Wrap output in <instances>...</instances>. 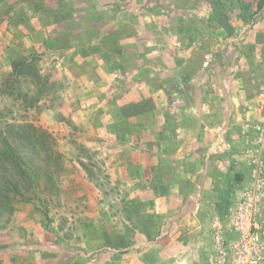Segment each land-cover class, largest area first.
<instances>
[{
  "label": "rangeland",
  "instance_id": "1",
  "mask_svg": "<svg viewBox=\"0 0 264 264\" xmlns=\"http://www.w3.org/2000/svg\"><path fill=\"white\" fill-rule=\"evenodd\" d=\"M238 1L239 10L231 3L226 8L213 7L209 15L200 10L199 19L193 23L197 31L188 29V24H192L188 16L164 9L160 31L164 43L155 50L160 62L142 65L146 80L142 82L156 89L167 102L166 121L180 120L181 133L194 126V135L204 139L197 149L201 157L216 156L222 192L231 189L232 179L241 175L242 170H249L251 156L264 157V136L257 142V126L264 130V123L258 121L262 113L256 109L264 100V77L260 81L247 75L264 74V38L258 39L253 27L254 23L263 24L264 0ZM206 24L213 30H205ZM122 33L131 39H141L131 28ZM206 34L214 36L212 57L207 56L210 51L203 45ZM190 43H196L197 60L189 55L194 49ZM244 46L246 50L241 48ZM134 50L141 49L132 47L131 53ZM152 50L149 47L148 53ZM230 52L236 56L227 80L233 103L222 114L218 104L206 103V98H215L211 75L220 64L213 59ZM243 55L250 56V63ZM28 56H33L34 68L42 78L40 84L30 73L10 78L11 63L17 57ZM46 57L32 51L17 53L10 46L6 56L0 58V135L30 167L19 170L7 157L0 139V251L14 247L0 255V264H52L68 257L66 249L85 253L77 254L74 264H120L129 252L136 254L159 239L161 246L171 250L192 246V227L188 222L176 226V231L169 226L166 235L164 225L156 223L154 208L147 204L155 197L148 187L156 177L146 174L148 170H144V175L142 168L118 170L117 145L86 141L91 138L85 136L90 134L88 128L69 125L71 120H66L59 109L61 96L54 87L57 81L54 66ZM243 76L244 83L237 86V79ZM9 79L11 82L7 84ZM52 118L58 123L46 125ZM189 119L194 122L190 124ZM172 121L165 129H155L162 136L156 142L144 137L137 144L148 146L156 155L165 154L168 165L159 168L166 170H171L175 163L172 138L176 132ZM39 130L51 138L39 136ZM14 132L21 134L24 141L13 139ZM208 136L211 141L205 142ZM165 177L170 180L171 176ZM171 183L170 180L168 184ZM211 191L217 193L218 187L213 184ZM200 199L201 190L195 188L188 204L194 202L198 210ZM166 201L169 213L176 216L177 212L172 213L177 208L172 198ZM151 210L153 213H148ZM207 215L211 222L215 217L212 205L204 216ZM209 228L212 241L214 230L211 225ZM141 232L147 237L140 238Z\"/></svg>",
  "mask_w": 264,
  "mask_h": 264
},
{
  "label": "crops",
  "instance_id": "2",
  "mask_svg": "<svg viewBox=\"0 0 264 264\" xmlns=\"http://www.w3.org/2000/svg\"><path fill=\"white\" fill-rule=\"evenodd\" d=\"M229 3L239 10L238 0H0V58L6 56L10 46L17 53H44L54 66L57 80L54 87L61 96L59 109L66 120H71L69 125L88 128L90 134L85 133V136L91 138L86 141L117 145L115 166L118 170L142 168V171L148 170L146 174L153 179L156 177L148 187L155 197L147 204L154 208L156 223L164 225L163 235L168 233L169 226L175 230L176 226L188 222L192 227V246L171 250L161 246L159 239L136 254L129 252L120 264H207V256L214 250L209 227L211 225L213 229L215 217L210 222V216L204 215L212 205L214 215L221 216L229 204L222 195L223 180L215 166L216 156L206 155L204 158L203 154L201 157L197 149L204 139L194 135V126L181 133L180 120L166 121L164 108L167 102L160 98L156 89L142 82L146 81L142 65L146 62L158 65L160 62L155 50L164 43L160 35L164 9L188 16L192 19L188 29L197 31L193 23L199 19L200 10L209 15L213 7L226 8ZM253 27L258 39L264 38V21L262 25L254 23ZM130 28L138 32L140 40L122 33ZM205 30L212 31L213 28L206 24ZM220 31H223L222 28ZM223 35L220 37L223 38ZM212 37L206 34L203 43L206 51H210L207 56L211 57L214 48ZM192 40H195V35ZM190 45L194 49L189 55L192 60H197L196 43ZM132 47L141 50L131 53ZM149 47L153 48L151 54L148 53ZM241 48L246 50L245 46ZM235 57L230 52L213 59L220 64L211 75L215 98H206V103L218 104L222 114L233 103L229 98L227 80ZM243 57L250 63L249 55ZM247 75L260 81L264 77L263 73L255 72ZM244 79V76L237 79L236 85L243 84ZM259 105L256 109L262 114L258 121L264 123V100ZM206 106L210 108L211 104ZM191 109L192 103L189 102ZM52 120L46 125L58 123L56 119ZM193 120L188 121L191 124ZM171 121L176 132L172 138V144H175L172 159L175 163L171 170H166V167L159 168L167 164L165 154L156 155L148 146L137 144L143 142L144 137L153 142L159 140L162 136L155 129H165ZM223 121L226 124L227 119ZM207 141L210 142L211 137H206ZM167 175L171 176V184L165 179ZM247 177L248 170H242L241 180ZM213 184L218 187L217 193L211 191ZM195 188L201 190L198 210L194 202L189 201L188 204ZM218 194L221 196L218 197ZM168 198H172L177 207L172 212H177L176 216L172 217L168 211ZM149 212L153 213L152 210ZM139 236L147 237L142 232ZM77 260L75 255L69 264Z\"/></svg>",
  "mask_w": 264,
  "mask_h": 264
},
{
  "label": "built area",
  "instance_id": "3",
  "mask_svg": "<svg viewBox=\"0 0 264 264\" xmlns=\"http://www.w3.org/2000/svg\"><path fill=\"white\" fill-rule=\"evenodd\" d=\"M257 130L261 142L264 130ZM230 193L225 213L215 216L207 264H264V157L251 156L247 179Z\"/></svg>",
  "mask_w": 264,
  "mask_h": 264
},
{
  "label": "trees",
  "instance_id": "4",
  "mask_svg": "<svg viewBox=\"0 0 264 264\" xmlns=\"http://www.w3.org/2000/svg\"><path fill=\"white\" fill-rule=\"evenodd\" d=\"M31 55H33V54H31ZM11 68H12L13 74L11 75L10 78H12V76L15 78H18L20 76L28 75L27 73H30V77H32V79L36 80L37 83L40 84V82L42 81V78H41L40 74L38 73L37 69L34 68L33 56H28L26 58L17 57L11 63ZM10 82H11V79L8 80L7 84H9ZM39 131H40V133L38 132L39 136H42L45 139L51 138L47 132L41 131V130H39ZM36 134H37V132H36ZM13 136H14L13 139H18L20 141H24L23 136L19 133H15ZM0 139H1V142L4 146V148H5L4 151L6 152L7 157H9V159L15 163L16 167H18L19 170H30V167L28 166L27 162L23 159V157L18 152H16V150H14L10 145H8L7 139L3 138L1 135H0ZM240 181H241V175L235 176L232 179L233 184L238 183ZM230 194L231 193L228 190V188H227V190H224V192L222 193V195L225 198V202H227V203L229 202L228 198H229ZM13 248L14 247H12V246L8 247V248L0 251V254L7 253V252L11 251ZM112 249H115V246L112 247ZM66 251L68 252V258L65 260H62V261H58V262L53 263V264H69L71 262V260L75 257V255H77V254L85 255L84 252H78L77 253L75 250L66 249Z\"/></svg>",
  "mask_w": 264,
  "mask_h": 264
}]
</instances>
